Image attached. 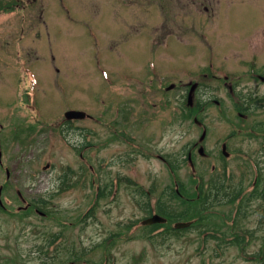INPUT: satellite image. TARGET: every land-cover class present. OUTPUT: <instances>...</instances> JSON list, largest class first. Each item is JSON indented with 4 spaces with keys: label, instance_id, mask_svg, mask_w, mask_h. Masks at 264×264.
<instances>
[{
    "label": "rangeland",
    "instance_id": "rangeland-1",
    "mask_svg": "<svg viewBox=\"0 0 264 264\" xmlns=\"http://www.w3.org/2000/svg\"><path fill=\"white\" fill-rule=\"evenodd\" d=\"M24 13L0 12V264H264L252 259L261 238L218 253L196 231L149 240L151 221L124 183L84 219L108 177L155 188V204L172 178L162 156L180 157L195 142L184 181L213 170L249 180L252 158L264 172V104L238 117L232 93L264 95L245 63L264 65V0H40ZM190 85L191 103L212 100L203 120L180 117ZM71 109L87 113L73 129ZM68 167L73 185L61 189ZM38 196L49 213L30 205ZM111 233L119 236L106 247Z\"/></svg>",
    "mask_w": 264,
    "mask_h": 264
},
{
    "label": "trees",
    "instance_id": "trees-1",
    "mask_svg": "<svg viewBox=\"0 0 264 264\" xmlns=\"http://www.w3.org/2000/svg\"><path fill=\"white\" fill-rule=\"evenodd\" d=\"M180 96L182 103L181 119L192 120L194 117L193 120L195 121L200 115V119L203 120V112L211 105L212 100H203L199 97L191 103L186 93L182 92ZM233 96L235 98L234 108L237 112L251 113L252 110L264 104V95L257 99L248 98L247 105H244L240 92L235 90ZM128 114V112L124 113V120H127ZM240 115L238 113V117ZM66 123L69 129L73 125L71 120H67ZM235 126L247 129V126L242 127L239 124ZM124 136L127 137V140L133 141V138ZM195 144L196 142L192 146L193 152ZM189 152L188 150L184 152L185 156L181 153L182 156L180 157L172 154H164L162 156L172 178L171 183L165 185L162 191L157 194L155 204H152V195L156 193L155 188L145 189L128 176L118 175L116 182L108 177L104 179L103 183L97 184L95 202L84 214V219L87 221L88 217H95L99 199L111 194L114 186L119 187L124 183L133 187V197L136 199L140 209L145 213L143 219L148 222L153 214L156 213L164 217L160 222L151 221L145 224L144 234L149 240H153L156 237L155 233L163 234V238H167L168 236L179 237L187 232L196 231L202 236L203 249L209 247V242L213 241L212 250L218 253L219 250L224 249L228 244L238 246L242 252L247 251L252 241L261 238V247L257 252L253 253L252 259L263 262L264 172L258 159L252 158L251 160V163L255 165V169L253 178L249 180L242 175L240 181L235 182L233 176H227L226 170H224L223 174L216 175L215 170H213L208 179L204 177L203 172L196 174L192 172L189 182H187L180 179L179 172L182 166L187 163L190 164L192 169L195 167L196 161L194 158L190 160ZM218 155L224 160L227 158L226 154L222 152H219ZM71 169L68 167L61 173V189H64L66 185H73L68 182L75 175L73 174L75 171ZM96 183L97 181L92 180V187ZM256 201H258L257 204L255 203ZM48 203L49 199L44 196H38L30 202V205L35 206L38 212L42 211L43 214H47L50 212L47 209ZM224 206H229L228 210H224ZM254 214L259 216L257 225L250 226L248 221L252 220L251 216ZM133 223H136V221ZM127 226H130V223ZM63 233V230H60L57 233L48 235V243H55ZM118 236V233H111L110 237L103 241L105 246L112 245L113 242L110 243L109 240ZM44 247L45 245H41L42 250Z\"/></svg>",
    "mask_w": 264,
    "mask_h": 264
},
{
    "label": "flooded vegetation",
    "instance_id": "flooded-vegetation-1",
    "mask_svg": "<svg viewBox=\"0 0 264 264\" xmlns=\"http://www.w3.org/2000/svg\"><path fill=\"white\" fill-rule=\"evenodd\" d=\"M38 1L40 2V0H0V12H2L4 9H8V8L13 9L15 7V9H17V12H20L22 15H25L24 12H26L28 8L35 7ZM17 60L23 61V59H17ZM253 63H256V61L255 60L246 61V64H248L249 66H251V64ZM29 66L31 65L29 64ZM249 72H250V68H249L248 73ZM249 77L256 79V82L264 83V75L256 74V75H249ZM242 87L243 88L239 86V89H240L241 96L243 97V100H244V105H247L248 98L258 97V93H252L248 89H245L244 86ZM252 90L255 91L256 89L252 88Z\"/></svg>",
    "mask_w": 264,
    "mask_h": 264
},
{
    "label": "water",
    "instance_id": "water-1",
    "mask_svg": "<svg viewBox=\"0 0 264 264\" xmlns=\"http://www.w3.org/2000/svg\"><path fill=\"white\" fill-rule=\"evenodd\" d=\"M87 115V113L83 110H76V109H71L65 112V116L69 119L71 118H84ZM161 217L159 215H154L152 217V220H157L159 221Z\"/></svg>",
    "mask_w": 264,
    "mask_h": 264
}]
</instances>
